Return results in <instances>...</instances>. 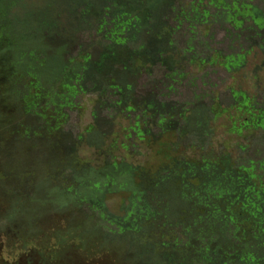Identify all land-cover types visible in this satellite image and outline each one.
I'll use <instances>...</instances> for the list:
<instances>
[{"label":"trees","instance_id":"16d2710c","mask_svg":"<svg viewBox=\"0 0 264 264\" xmlns=\"http://www.w3.org/2000/svg\"><path fill=\"white\" fill-rule=\"evenodd\" d=\"M247 28L255 38L264 34V9L253 0H0V86L21 121L15 132L20 140L34 135L56 140L68 154L72 173L66 185L74 186L54 189L57 206L91 203L113 235L137 248L142 225L157 228L160 220L141 194L152 185H170L174 197L165 211L172 221L156 231L163 238L158 248L170 249L183 264H264V94L231 89L232 104L223 108L217 97L189 90L198 81L193 69L217 66L259 83L264 63L254 60L264 59V42L243 56L239 48ZM191 29L200 39V54ZM217 30L225 33L226 51L213 47ZM146 35L151 44L141 40ZM182 38L190 41L189 55L178 47ZM161 71L178 83L171 80L169 88L155 93L146 84ZM182 90L188 93L184 98L172 99ZM86 95L96 100L88 143L104 145L116 135L111 125L128 120L126 151L131 140L145 142L156 154L169 150L158 173L115 157L90 170L73 168L83 138L64 127L67 111ZM149 96L160 100L158 105ZM187 98L214 106L198 113L200 130L192 144L184 143L193 114ZM222 118L228 134L248 136L243 156L211 148L212 123ZM111 195L127 197L123 216L107 209ZM182 213L185 227L178 232L176 216ZM157 256L151 252L148 264H162Z\"/></svg>","mask_w":264,"mask_h":264},{"label":"rangeland","instance_id":"374dc122","mask_svg":"<svg viewBox=\"0 0 264 264\" xmlns=\"http://www.w3.org/2000/svg\"><path fill=\"white\" fill-rule=\"evenodd\" d=\"M253 2L264 9V0H253ZM61 20L63 24L68 21ZM257 25L261 26L259 23ZM215 32L213 47L226 51L225 33L221 30ZM252 32L253 30L247 28L241 34L242 45L248 47L244 52L243 46H240L239 50L243 56L250 55L254 45H259L262 40L264 42L263 32L261 35L256 34V38ZM189 34L190 37L192 36V43L196 44L197 53H202L200 39H195L193 29ZM185 39L178 47L189 55L191 52L187 50L186 44L190 41ZM141 40L151 44L147 35ZM180 54H184L183 51H180ZM174 55L179 56L178 51ZM254 62L261 66L264 59L258 57ZM191 72L198 81L195 87L189 90L217 97L222 102L223 108L232 104L231 89L257 96L264 94L261 84L264 82V71L258 74L260 84L253 78L247 79L238 74L232 77L218 66L205 68L202 72L193 69ZM167 73L161 71L153 80H148L146 88L161 93L170 87L172 81L178 83L175 81L177 79L175 76L166 79ZM184 91L182 90L180 96L172 99L184 98L188 94ZM148 99L154 106L160 101L154 96H149ZM187 99L189 100L185 101L189 102L188 108L193 109V114L190 123L185 126L188 134L184 143L192 144L197 130H200L197 124L200 118L198 113L207 106L211 109L214 106L203 99ZM95 105V96L86 95L80 100L78 107L67 111L68 119L64 129L75 137L83 138L77 157L71 161L73 168L81 171L90 170L102 165L105 158L115 157L135 166L149 168L153 171L152 174L158 173L167 162L169 150L157 149L158 156L145 142L136 143L131 140V147L126 151L125 147L129 144L125 139L130 124L128 120L120 118L113 126L111 125L110 130L114 129L116 135L104 145L88 143L85 134L94 125ZM129 112L131 113L132 110L130 109ZM101 115L106 116L107 113L103 112ZM17 122H21L19 115L6 104L4 88L0 86V264H148L151 252L158 253L157 257L161 259L162 264H183V259L170 252V249L165 251L156 245L160 239H163L160 237V232L156 231L172 221V217L167 216L165 211L167 203L174 197L170 193V185H152L151 190L148 189L144 195L141 194L149 211H153L160 220L157 222V228L149 224L142 225V233L138 238L139 245L137 248L129 246L121 242L119 236L110 232L91 203H79L74 200L67 209H60L57 206L58 199L54 189L64 191L67 187L74 186L66 185L71 178H68V174L72 173V170L69 172L67 165L66 147L61 148L56 140H47V142L41 140L37 135L32 136L31 140L25 138L20 140L15 129L21 124ZM159 123L162 124V121ZM226 124L224 118L212 123L214 133L211 137V148L228 152L234 158L243 156L241 147L248 146V136L239 138L228 134ZM19 135L23 136V132ZM253 137L249 139L251 141L257 139ZM69 166L71 168V163ZM64 170L68 172L64 173ZM61 173L62 180L59 177ZM105 205L112 214L123 216L124 209L128 205L127 197L111 195L105 201ZM183 215L182 213L176 216L182 225L175 223L178 232L183 230V226L185 227Z\"/></svg>","mask_w":264,"mask_h":264}]
</instances>
